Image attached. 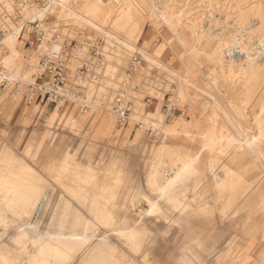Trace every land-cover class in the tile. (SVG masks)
<instances>
[{"label":"rangeland","instance_id":"1","mask_svg":"<svg viewBox=\"0 0 264 264\" xmlns=\"http://www.w3.org/2000/svg\"><path fill=\"white\" fill-rule=\"evenodd\" d=\"M68 1V7L64 8L58 0H0V52H4V58L8 50L15 47L18 50V54H7L0 64V159H3L0 163L5 161L11 167L34 171L42 181L50 183H47L49 187L33 188L24 199L14 200L2 194L0 208L4 207L5 212L0 209V258H13L15 264H38L36 260L41 259L45 264H94L84 263L86 259L81 261V252L87 249V238L81 235L108 231L102 226L110 222L117 231L132 224L137 238L145 245L133 251L128 245H122L117 236V244L102 247L101 263L96 264H120L115 257L123 251L133 253L139 264L146 263L143 260L145 250L149 251L151 264H176L181 256H186L187 250L196 248H199V262L208 264L224 247H227L224 253L227 257L232 245L246 242L250 237L248 245H254L249 250L248 264H264V173L249 167L242 171L240 179L233 181L231 152L234 141L231 136L206 133L208 126L196 121L193 115L199 114V101L206 102L203 89L225 100L223 94L228 101L235 95L234 88L226 83L228 77L221 75L217 61L215 68L212 64L215 59L209 55L206 58L199 54L189 74L195 85L187 84L185 88L191 97L198 99L196 104L179 94V80L175 74L184 73L186 68L180 58L184 47L174 33L180 32L190 44L195 40L197 48L212 53L228 38L229 34L222 31H228L224 24L226 19L232 20L234 9L220 11L200 0H143L140 9L133 2L135 0ZM156 11L175 12L180 18L175 24L176 30L163 23ZM191 21L196 29L203 26L212 34L194 39L191 30L185 28ZM217 21L220 24L216 25ZM23 23L29 27V32H34L39 23L45 37L34 46L22 48L21 40L7 33ZM254 24L256 26L249 31L259 30L258 21ZM56 37L57 41H52ZM127 40L133 43V48L121 42ZM251 41H255V37H251ZM97 45H102L104 54L103 65L97 69L103 74L100 84L90 80L86 98H68L63 104L76 122L74 127H70L72 118L60 109L55 111L57 119L51 120L50 115L56 107L51 99L36 101L35 94L33 102H27L28 89L40 82L37 76L43 70L42 55L47 50L68 48V55L72 51L70 68L74 72L78 58L94 54L92 48ZM223 54V60L228 62L231 54ZM134 55L138 59L136 64L132 63ZM120 89H124L121 98L128 116L122 127L113 110L116 97L121 96ZM216 125L221 127L220 123ZM192 155L197 156L189 178L180 177L167 183ZM66 157L70 167L88 170L86 181L75 193L61 188L46 169L48 161L56 159L57 162ZM105 175L108 180L103 179L108 186L103 181L98 184L106 185L108 192L94 190L93 182ZM13 183L18 185L16 180ZM122 192H129L130 198ZM16 202L19 211L14 214L3 204L15 207ZM150 206L154 212L135 223L134 217L139 219L140 213ZM181 207L184 209L179 210ZM188 208L197 211H187ZM126 215L132 219L127 220ZM162 216L167 220L188 217L194 227L191 223L181 230L174 220L170 227ZM129 222L131 224H127ZM30 224L33 227L30 228ZM55 231L75 234L69 239L71 245L62 252L56 249ZM18 232L22 237H17ZM14 236L20 239L17 241ZM70 255H77L79 260L74 263Z\"/></svg>","mask_w":264,"mask_h":264},{"label":"bare ground","instance_id":"2","mask_svg":"<svg viewBox=\"0 0 264 264\" xmlns=\"http://www.w3.org/2000/svg\"><path fill=\"white\" fill-rule=\"evenodd\" d=\"M58 1L62 5V7H64V8L68 7V5H67L68 0H58ZM173 1H175V0H172V2ZM133 2H135V4L138 6L139 9L143 8V0H140V1L135 0ZM200 2H204L208 7L220 9V11L222 8H226V9H230V10L234 9L235 12H234V15H232V20L226 19V24H224L227 26L228 31H225V30L222 31V29H221L222 32H227L229 34L228 38L226 37L227 39H225L222 42V44L219 45L212 53H207L204 50H202L201 48H197L195 40H194L195 42L192 41V43L190 44L189 42H187L183 38L184 35H183V37H182V35H180V32L178 34L174 33L175 39H177L178 42L184 47V52L180 56V58H181V61H183L184 66L186 68L185 72L182 74L175 72V74L177 75L178 80H179V83H178L179 94L182 93L181 95H182L183 99L189 97V99L191 101H193L194 104L197 103L198 99L191 97L190 93L185 91L187 84H194L193 80H190L189 74L192 71L193 66L196 64L197 59H199V54H204L205 57H206V55L213 56V58L215 60H213L212 64L214 65V62L217 61V63H218L217 65H218L219 69L222 71L221 75L223 73L228 77V81H226V83H228V85L230 84L234 88L233 92L235 93V95H233L232 99H228V101H227L226 96H224L222 94L223 99H225V100H221L220 99L221 97H219V95L214 94V93L208 91L207 89H203V92H205V101L206 102L204 103L202 101H199V109H200L199 114L196 115V113H197L196 112L193 115H194L196 121L199 120V123L204 122L205 125L208 126L206 128L207 129L206 133L213 135V136L219 135L221 137H223L225 135L231 136L232 141H234L233 149L231 152V154H232L231 170H232V173L234 174L233 181L240 179L242 176V174H241L242 171H245L246 168H249V167L250 168H258L259 169L258 171L264 173V0H200ZM149 4L151 6H153L154 8L156 7V5L154 3L150 2ZM154 11H155V9H154ZM156 12H157V15L160 17V19L163 21V23H166L170 29H173V31L176 30L175 24L179 23L180 18L175 14V12H173V11L172 12L171 11H167V12L156 11ZM209 12H211V11H209ZM145 13L147 14V12H145ZM223 13H222L221 17L224 16ZM212 14H210V17L213 16ZM216 14H218V13H216ZM216 16H218V15H216ZM221 19H223V18H221ZM210 20H212V19L210 18ZM39 21H41V20H39ZM88 21L91 23L93 22V20L90 18H88ZM255 21H258V23L260 24L258 26L260 31L259 30L249 31L254 26H256L254 24ZM191 22H192L191 24L187 23L185 25L186 26L185 28L188 30H191L194 39H199L202 37L204 38L207 35L209 36V34L210 35L212 34V33H208V31H206L205 28H204L205 29L204 30L203 26L199 27V29H196V24H194L193 21H191ZM213 22H214V20H213ZM158 23H160V21ZM205 23H209V22H205ZM218 24H220V23L218 22L216 25H218ZM218 28H219V26H218ZM209 30H211V29H209ZM187 32H189V31H187ZM187 32H184V34ZM131 33L135 34V32H131ZM181 34H182V31H181ZM251 37H253V38L255 37V41L252 42ZM115 38L118 39V37H116V36H115ZM189 38H190V35H189ZM129 39H131V36L129 37ZM187 40H188V38H187ZM121 42H123L125 44V46H128L129 48H133L132 47L133 43L131 41L127 40V41H121ZM0 44H1V40H0ZM54 45L58 46L57 43H55ZM52 51H58V50H55L53 48ZM225 52H229L231 54L230 60L228 62H225V60H223L224 59L223 53H225ZM194 56H196V58ZM209 66L211 67V65H209ZM216 66H215V68H216ZM227 68H228V70H227ZM217 69H215V70L218 73L219 69H218V71H217ZM216 75L217 74H215V76ZM225 75H223V76H225ZM224 82H222V83L224 84ZM226 83H225V85H226ZM218 87H219V85H218ZM229 97H231V95ZM193 103H192V105H193ZM192 112H194V110ZM217 123H220L221 127L218 128V126L216 125ZM75 124H76V122L74 119L70 121V127L71 126L74 127ZM155 128H157L156 125H155ZM160 128L162 130L164 129V127H160ZM164 133H165V131H164ZM207 138H209V137H207ZM58 152H60V151H58ZM196 156L192 155L190 160H186L182 169H180L178 171V173L167 183L172 182L173 179H179L180 177H181V179L187 180L189 178V172L193 170L192 162L195 160ZM58 158H59V155H58ZM18 159H20V158H18ZM66 159H67V157L62 159L61 161H57V162L55 161L56 159L50 160V161L47 160L48 162L46 164V169L50 173L49 174L50 178L52 176V178H53L52 180H56L57 183L60 184L61 188L65 187L67 189V192L75 193L79 189H81V187H79V186L84 181H86V178H87L86 172H88V170L84 171L81 168H76L77 166L73 168L72 165L70 167L68 162H66L67 161ZM17 162H18V160H17ZM25 163H27V162H25ZM25 163L22 165H25ZM190 166H191V168H189ZM29 168H30V165H29ZM31 168L34 169L33 166ZM46 173L47 172H45V174ZM103 178L108 180V175H105L103 177H99L98 179H96L95 182H93V185H91V187H93L94 190L99 189V190L105 191L107 193L108 192L107 190L109 189L107 187L108 183H106ZM109 179H110V177H109ZM15 180L18 182V185H15L13 183V181H15ZM101 181L106 183L107 186L104 185L103 183H101V185L98 184ZM197 181H199V180H197ZM47 183H45L44 180L42 181L38 177L37 173L35 175L34 171L31 172V171L24 169V168L22 170L17 169L15 167V165L13 167H11V166L7 165L5 161L0 163V198H1L2 194H4L7 197L9 196V197L13 198L14 200L21 199L28 194L27 192H29L30 190H32L35 187L37 188L39 185H42L44 188L49 187L50 185H48V184H50V183H48V184ZM57 183H55V184H57ZM55 186H53V187H55ZM117 189H119V188H117ZM114 191H116V190H114ZM122 193H123V195L126 194L127 197L130 198L129 192H127V193L122 192ZM102 194H104V193H102ZM20 201H22V200H20ZM23 203H24V201H23ZM3 204H4L6 210L12 212L13 214L18 213L19 206L17 205V202H16L15 207L8 206L5 203H3ZM154 206H155V204H154ZM3 208H0V209H3ZM24 209H25V207H24ZM116 209L117 208H115V211H116ZM183 209H184V207L179 208V210H183ZM152 210H153V206H150L149 209L143 210V212L140 213L141 216L139 219L138 218L136 219V217H134L135 223H138L139 221H141L142 217L149 214ZM186 210L187 211H190V210L194 211L195 208H188ZM3 211H4V209H3ZM195 211H197V210H195ZM152 212H154V211H152ZM128 214H130V213L128 212ZM126 217H127L126 218L127 220L131 218L129 215H126ZM2 219H4V218L2 217ZM114 219H115V217H114ZM162 219L167 220V218H165L163 216H162ZM195 219H193V220H195ZM173 220H174V222H178L181 230L188 228L189 225L192 223V222L188 221V217L179 216L177 219L172 218V219L167 220L170 227H171V225H173L171 223ZM12 221H13V219H12ZM60 222H61V220H60ZM193 223H192V226L194 227ZM127 224H131V223L129 222ZM166 225H167V223H166ZM113 226H114V224H112L110 222H105L102 227L108 228V231H104V232L97 231L93 234L92 233H85V234L81 235L82 237L87 238L86 242H85L87 249L85 251L81 252V254L83 256V258H81V261H85V259H86V261L84 263H87V262H89V263L94 262V264H96V262L101 263L100 262L101 259L99 257L100 250L102 249V247H105V245L111 246V245L117 244L118 243L117 239H116L117 236L120 237V241L119 240L118 241L121 242L122 245H128L130 247L129 249L130 250L132 249L133 251L134 250L139 251L142 249V246L145 245L144 241H142L140 238L139 239L137 238L136 229L134 228V226L132 224L130 225V227H126V229L123 231H117L116 228ZM29 227L30 228L33 227V224H30ZM61 227L67 229V227L64 225H61ZM180 233H176V234H180ZM53 234L55 236H57L56 240L58 243H56L57 245H55V246H57L56 249H58L59 252H62L65 249V247H68L69 245H71V244H68V242H70L69 239H70V237L75 236V234H70V231H68L66 233H59V232L55 231ZM26 236L28 237L29 234H27ZM17 237H22V233L18 232ZM14 238H15V236H14ZM153 238L156 241V238L155 237H153ZM15 239L18 241L20 238H15ZM51 248H53V247H51ZM125 251H127V250H125ZM147 251L148 250L143 251V254H144L143 260L146 261V263L144 262V263H140V264H151L150 263L151 261L148 257L149 251L148 252ZM67 253H68V255L71 254L69 252H67ZM71 255H70L71 259L74 257L73 259L75 260V261L74 260H72V261H74V263H76L79 260L78 256L74 255L72 257ZM140 257L142 258V256H140ZM115 258H116V261L120 262V264H139L138 263L139 260L136 261L137 257H135L134 254L130 253V252L127 253V252L123 251L122 255L117 253ZM55 259L56 258H54V260ZM32 260H33V258H32ZM0 261L2 264H15V260L13 258H9V259L0 258ZM36 261L38 264H45V261L43 259L36 260ZM50 263H51V261H50ZM61 263H63V262H61Z\"/></svg>","mask_w":264,"mask_h":264},{"label":"built area","instance_id":"3","mask_svg":"<svg viewBox=\"0 0 264 264\" xmlns=\"http://www.w3.org/2000/svg\"><path fill=\"white\" fill-rule=\"evenodd\" d=\"M40 24H36L34 35V41L29 43V47L34 46L38 41H41L45 35L43 30L40 28ZM57 37L53 38L52 41H57ZM68 48L63 50L52 51L47 50L42 55V68L43 70L38 74L37 80L27 92V102L31 101L36 94V101L39 99L40 102L45 100L53 101L56 106H63L68 98H80L85 97L87 92V83L90 80H94V83L100 84L102 80V73L97 72V69L103 65L104 54L102 45L93 46L92 50L94 54H88L87 57L78 58V66L74 72L70 68L72 64L73 55L72 51L68 55ZM137 55L133 56L132 63H137ZM133 67L134 64L132 65ZM132 67V68H133ZM134 69V68H133ZM125 85L124 82L122 83ZM124 89L118 90V94L114 103L113 110L118 116V125L122 127L127 119V110L124 109L123 100L121 97L124 95ZM35 101V102H36Z\"/></svg>","mask_w":264,"mask_h":264},{"label":"crops","instance_id":"4","mask_svg":"<svg viewBox=\"0 0 264 264\" xmlns=\"http://www.w3.org/2000/svg\"><path fill=\"white\" fill-rule=\"evenodd\" d=\"M28 30H29V27H27L26 23H23V24L17 25L16 28L9 31L7 33V35H9V37L14 35V37H16L17 40H19V41L21 40L22 48H24L26 46L29 48V43L34 41L35 35H34V32L32 30L30 32ZM27 32H29V33L27 34ZM3 53L0 52V64H1V60L3 58ZM10 53L18 54L17 48L15 47L14 49L8 50L5 53V56L3 59H5L6 55L10 54ZM3 62H4V60H3ZM22 65H23V61L21 62V66ZM7 66H9V65H7ZM21 66L19 68H21ZM0 77H1V75H0ZM3 78H5V77H3ZM63 107L64 106H56L55 107V109L53 110V112L50 115L51 120L55 121L57 119L55 116V113H56L55 111L57 109H60L63 112V114H67L73 120L72 115H70L71 112L68 111L69 109H65L66 107H64V109H63ZM67 115H65V116H67ZM250 239H251V237L249 238V240H246V242L245 241L240 242V243L237 242V245H235V246L232 245V248L229 250V254L227 257H224V253L226 252L227 247H224L222 250L217 252L218 255L213 256L211 258V260L208 261V264H248V262H250V255H251L249 250H250V247L252 245H254V243L251 244L250 246L248 245ZM213 253H215V252L213 251ZM185 254H186V256H181L177 260L176 264H189V263L201 264L200 262H202V261L200 260V262H199V248H196L193 250H187Z\"/></svg>","mask_w":264,"mask_h":264}]
</instances>
